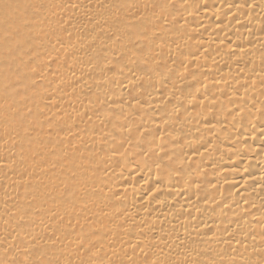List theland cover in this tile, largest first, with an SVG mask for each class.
<instances>
[{
    "label": "bare ground",
    "instance_id": "6f19581e",
    "mask_svg": "<svg viewBox=\"0 0 264 264\" xmlns=\"http://www.w3.org/2000/svg\"><path fill=\"white\" fill-rule=\"evenodd\" d=\"M0 188V264H264V0H0Z\"/></svg>",
    "mask_w": 264,
    "mask_h": 264
},
{
    "label": "rangeland",
    "instance_id": "374dc122",
    "mask_svg": "<svg viewBox=\"0 0 264 264\" xmlns=\"http://www.w3.org/2000/svg\"><path fill=\"white\" fill-rule=\"evenodd\" d=\"M95 71L97 72L98 71V68H95ZM14 140H18V136H16V135H13L12 137H11V141H14ZM62 153H66L65 151L64 152H62ZM57 156H59V153L57 152V151H55L54 153H53V158L54 157H57ZM50 174H46V176H49ZM73 179V178H72ZM75 179V178H74ZM0 190H2L1 188H0ZM13 191H18V189H14ZM31 209V208H30ZM29 209V210H30ZM27 229H31V226H30V224L28 223L27 224Z\"/></svg>",
    "mask_w": 264,
    "mask_h": 264
}]
</instances>
